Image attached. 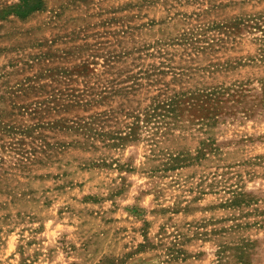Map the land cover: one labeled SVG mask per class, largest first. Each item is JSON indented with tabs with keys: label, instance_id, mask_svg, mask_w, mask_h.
<instances>
[{
	"label": "rangeland",
	"instance_id": "obj_1",
	"mask_svg": "<svg viewBox=\"0 0 264 264\" xmlns=\"http://www.w3.org/2000/svg\"><path fill=\"white\" fill-rule=\"evenodd\" d=\"M0 264H264V0H0Z\"/></svg>",
	"mask_w": 264,
	"mask_h": 264
}]
</instances>
